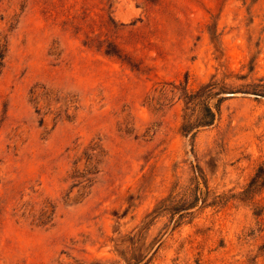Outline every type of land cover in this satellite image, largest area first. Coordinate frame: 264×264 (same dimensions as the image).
Listing matches in <instances>:
<instances>
[{
	"label": "rangeland",
	"instance_id": "rangeland-1",
	"mask_svg": "<svg viewBox=\"0 0 264 264\" xmlns=\"http://www.w3.org/2000/svg\"><path fill=\"white\" fill-rule=\"evenodd\" d=\"M0 36V264H126L114 241L195 182L205 205L154 221L149 264H264V189L242 195L264 163V99L242 93L264 82V0H0ZM229 73L237 96L182 136L175 86Z\"/></svg>",
	"mask_w": 264,
	"mask_h": 264
},
{
	"label": "trees",
	"instance_id": "trees-1",
	"mask_svg": "<svg viewBox=\"0 0 264 264\" xmlns=\"http://www.w3.org/2000/svg\"><path fill=\"white\" fill-rule=\"evenodd\" d=\"M209 33L212 44L217 49L220 47L219 40L215 32ZM7 50L6 36H0V72L4 67ZM240 77L244 78L243 76ZM236 78L237 76L232 73L225 74L221 78L213 75L206 83L199 85L193 91H189L185 85L175 86L179 92V100L183 104L182 122L179 127V133L182 136L194 138L200 130L214 125L220 112V103L226 98L224 95L236 93L227 86V81ZM242 87L245 88L242 91L243 94L253 96L255 99H264V82L262 80L257 84H246ZM197 175L199 176V173ZM262 178H264V163L257 168L255 176L250 180L242 194L247 200L253 202L254 197L264 189V184H260ZM172 196L173 193L158 203L150 213L142 218L132 232L120 236L114 241L116 253L126 264H149L155 251H152V245L146 244L145 236L157 218L169 216L172 225L179 226L183 220L192 216L190 210L198 204L203 206L206 203L198 182H195V188L190 193L184 192L176 195L180 197V200L177 203L178 206L174 208L170 207L169 204L172 201ZM188 198L191 200L188 201ZM253 206V216L259 220V226L264 229V207L257 204H253ZM50 214H53L52 210L51 212L48 210L41 211L37 218L33 216V222L37 221L35 223L38 226H45L50 221ZM146 257L148 258L146 259ZM145 259L146 261L142 263Z\"/></svg>",
	"mask_w": 264,
	"mask_h": 264
},
{
	"label": "water",
	"instance_id": "water-1",
	"mask_svg": "<svg viewBox=\"0 0 264 264\" xmlns=\"http://www.w3.org/2000/svg\"><path fill=\"white\" fill-rule=\"evenodd\" d=\"M237 96V93H231V94H225L224 97L228 98V97H235ZM160 244V242H158L157 246ZM154 251V250H153Z\"/></svg>",
	"mask_w": 264,
	"mask_h": 264
}]
</instances>
